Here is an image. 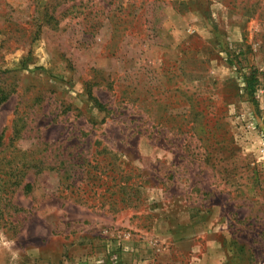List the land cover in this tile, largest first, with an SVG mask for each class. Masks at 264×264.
<instances>
[{
  "label": "rangeland",
  "instance_id": "obj_1",
  "mask_svg": "<svg viewBox=\"0 0 264 264\" xmlns=\"http://www.w3.org/2000/svg\"><path fill=\"white\" fill-rule=\"evenodd\" d=\"M0 89L4 146L75 161L0 201V264H264V0H0Z\"/></svg>",
  "mask_w": 264,
  "mask_h": 264
},
{
  "label": "trees",
  "instance_id": "obj_2",
  "mask_svg": "<svg viewBox=\"0 0 264 264\" xmlns=\"http://www.w3.org/2000/svg\"><path fill=\"white\" fill-rule=\"evenodd\" d=\"M241 76L245 84V90L252 92L254 85L257 83L254 73L249 71V73H243ZM86 95L89 103L97 112L107 114L105 113L107 112L105 105L92 95L90 89H87ZM8 96V93L0 89V105L7 100ZM200 115H202V111H195V117H199ZM198 119L193 120L189 130H197L199 134L204 135L208 129L207 123L203 124L204 122L201 121L199 123ZM209 137L207 135L206 139L208 140ZM1 139L2 134L0 135V201L9 199L7 197L18 188H21L24 194H28L31 191L32 184L23 183L28 172L35 175L54 173L61 182H67L74 177L75 161L59 159L62 155L60 153V146L55 147L53 145L38 143V147L33 149L34 151L28 150L29 156H32L28 159V153L24 155V152H22L23 155H20L21 151L17 150L16 146H4ZM16 152L19 153L20 157L15 155ZM67 188H71V186L69 185Z\"/></svg>",
  "mask_w": 264,
  "mask_h": 264
}]
</instances>
